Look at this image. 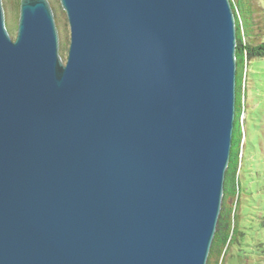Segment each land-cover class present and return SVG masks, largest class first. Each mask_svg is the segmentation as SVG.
Returning a JSON list of instances; mask_svg holds the SVG:
<instances>
[{
    "label": "water",
    "instance_id": "water-1",
    "mask_svg": "<svg viewBox=\"0 0 264 264\" xmlns=\"http://www.w3.org/2000/svg\"><path fill=\"white\" fill-rule=\"evenodd\" d=\"M0 0V264H206L235 119L229 0Z\"/></svg>",
    "mask_w": 264,
    "mask_h": 264
},
{
    "label": "rangeland",
    "instance_id": "rangeland-1",
    "mask_svg": "<svg viewBox=\"0 0 264 264\" xmlns=\"http://www.w3.org/2000/svg\"><path fill=\"white\" fill-rule=\"evenodd\" d=\"M5 21L12 20L11 0H2ZM6 1V4L4 3ZM50 2V1H49ZM60 40V55L65 60L69 43V27L58 0H51ZM264 25V0H255ZM15 27L9 32L15 37ZM12 22V21H11ZM246 80V107L240 120L242 137L239 197L234 205L237 233L222 256L221 264H264V57L249 61ZM233 136L236 131L233 130ZM235 204V199L234 203Z\"/></svg>",
    "mask_w": 264,
    "mask_h": 264
},
{
    "label": "trees",
    "instance_id": "trees-1",
    "mask_svg": "<svg viewBox=\"0 0 264 264\" xmlns=\"http://www.w3.org/2000/svg\"><path fill=\"white\" fill-rule=\"evenodd\" d=\"M50 3L51 0H49ZM233 9L236 27V76H235V119L234 130L237 138L232 136L229 162L225 170L224 193L216 232L206 260V264H221L222 256L229 248L234 235L237 233L234 209L240 192L239 176L242 156V137L244 124L240 115L246 107V80L249 61L264 57V25L259 17V8L255 0H229ZM11 15L18 17L19 0H11ZM6 4V1H4ZM5 21L7 30L11 32L14 21ZM12 21V22H11ZM235 199V204L234 203Z\"/></svg>",
    "mask_w": 264,
    "mask_h": 264
},
{
    "label": "built area",
    "instance_id": "built-area-1",
    "mask_svg": "<svg viewBox=\"0 0 264 264\" xmlns=\"http://www.w3.org/2000/svg\"><path fill=\"white\" fill-rule=\"evenodd\" d=\"M243 114V113H242ZM242 121V120H241Z\"/></svg>",
    "mask_w": 264,
    "mask_h": 264
}]
</instances>
